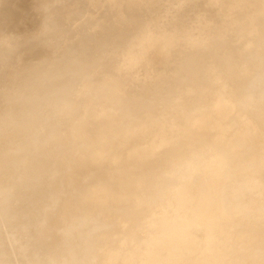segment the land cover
I'll return each instance as SVG.
<instances>
[{
    "label": "rangeland",
    "instance_id": "obj_1",
    "mask_svg": "<svg viewBox=\"0 0 264 264\" xmlns=\"http://www.w3.org/2000/svg\"><path fill=\"white\" fill-rule=\"evenodd\" d=\"M0 22V211L16 185L28 199L0 228V264H96L123 235L154 234L137 225L156 203L183 212L178 187L195 195L218 159L230 182L264 179V0H0ZM94 191L109 196L82 200ZM234 233L231 261L264 264V213Z\"/></svg>",
    "mask_w": 264,
    "mask_h": 264
},
{
    "label": "bare ground",
    "instance_id": "obj_2",
    "mask_svg": "<svg viewBox=\"0 0 264 264\" xmlns=\"http://www.w3.org/2000/svg\"><path fill=\"white\" fill-rule=\"evenodd\" d=\"M99 19L100 16L98 15L93 18V22H98ZM137 20L139 21V19ZM120 53L115 55L113 60L119 59ZM87 62L88 58L81 59L79 64L75 66L72 77L76 76L87 65ZM93 90L95 89L90 90L89 95ZM212 126L213 128L218 127L217 124ZM251 136H253V132L249 128L236 136L233 145L241 147ZM164 144L166 141L161 139L149 147L148 152L143 153L151 155L160 145ZM98 151L97 148L96 152ZM27 164L28 161L26 160L20 168H15V171L12 172L14 180L20 179L24 174L26 175ZM216 164L214 174L201 179L194 186L196 187L195 195L191 194L194 188L188 180L178 187L176 194L178 200H181V206L184 207L183 212L169 216L167 212L162 210L165 205L160 208V204L156 203L157 208L155 204L150 215L142 217L137 225V230L141 227L155 228L156 231L153 232V235L139 237L136 231L125 234L118 239L117 248H112L106 252L101 249L95 250L94 262L96 264H113L121 259L122 264H152L153 262L156 264H245L239 261L236 263L231 261L229 257L235 247L233 244H229L230 248L226 247L225 243L228 242V238L230 240V237L234 236V229L237 224L248 216L264 213V198L260 199L261 195L264 196V179L251 174L240 184L233 183L228 181V171H219V169L227 166L226 160L218 159ZM252 168L253 172L264 170V161L255 162ZM13 188L10 193H5L3 196V201L7 203V207L0 211V228L3 223L7 228H11V225L14 224L12 220L15 217L9 220V212L16 205L28 200L25 183ZM257 189L261 191L260 195L250 198L245 196ZM87 194L88 196L82 200L93 204H101L109 196L95 197L97 191ZM110 199L114 205L127 204L129 201L133 204L136 203V206L141 205L139 200L131 201L119 193L112 195ZM193 199H195L194 202ZM200 216L202 217L199 218ZM121 221L122 223L127 222V217L125 216ZM199 232L204 233V236H201ZM258 244L264 243L255 241L252 246Z\"/></svg>",
    "mask_w": 264,
    "mask_h": 264
}]
</instances>
